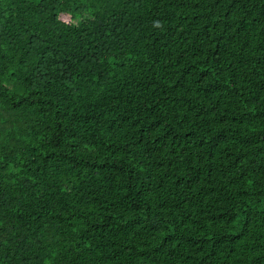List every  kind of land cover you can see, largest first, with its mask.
<instances>
[{
	"label": "trees",
	"instance_id": "trees-1",
	"mask_svg": "<svg viewBox=\"0 0 264 264\" xmlns=\"http://www.w3.org/2000/svg\"><path fill=\"white\" fill-rule=\"evenodd\" d=\"M0 264H264V0H0Z\"/></svg>",
	"mask_w": 264,
	"mask_h": 264
}]
</instances>
